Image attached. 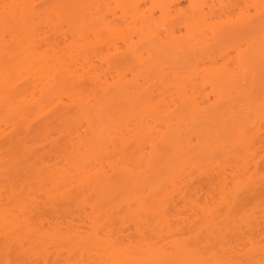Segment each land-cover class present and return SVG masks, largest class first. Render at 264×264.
Returning a JSON list of instances; mask_svg holds the SVG:
<instances>
[{"label": "bare ground", "instance_id": "bare-ground-1", "mask_svg": "<svg viewBox=\"0 0 264 264\" xmlns=\"http://www.w3.org/2000/svg\"><path fill=\"white\" fill-rule=\"evenodd\" d=\"M4 3L0 264H261L264 0Z\"/></svg>", "mask_w": 264, "mask_h": 264}, {"label": "snow or ice", "instance_id": "snow-or-ice-1", "mask_svg": "<svg viewBox=\"0 0 264 264\" xmlns=\"http://www.w3.org/2000/svg\"><path fill=\"white\" fill-rule=\"evenodd\" d=\"M21 7L23 6L9 3L0 5V22L3 23L6 30L11 25L12 20L19 15V9ZM261 249L264 250V239L261 240ZM218 264H245V262L220 261ZM247 264H252V262L249 261ZM261 264H264V261H262Z\"/></svg>", "mask_w": 264, "mask_h": 264}, {"label": "rangeland", "instance_id": "rangeland-1", "mask_svg": "<svg viewBox=\"0 0 264 264\" xmlns=\"http://www.w3.org/2000/svg\"><path fill=\"white\" fill-rule=\"evenodd\" d=\"M240 12V10L238 9L237 10V13H239ZM158 17L160 16L159 14L157 15ZM243 37V35L239 38V39H241ZM241 41H243V40H241ZM264 131V130H263ZM262 135H264V132H263V134ZM263 155L264 154H262L261 156L263 157ZM261 157V159H258V160H256V161H258L260 164L258 165V169L260 168V170H259V172L261 173V174H263L264 173V158H262ZM202 180L203 179H201V178H199V181H201V184L203 183L202 182ZM197 183V185H199V182H196ZM206 184V183H205ZM203 195V194H202ZM202 195L200 196L201 198H202ZM263 200H264V187L260 190V191H258L256 194H255V197H253V201H252V203L250 204V205H254L255 207L257 206V205H259V203H261L260 201H262L263 202ZM253 206V207H254ZM249 210V209H248ZM173 211V210H172ZM259 211L260 210H258V213H259ZM249 212H250V210H249ZM251 213V212H250ZM249 213V214H250ZM261 214V213H260ZM191 215V214H190ZM189 215V216H190ZM187 216H188V213H187ZM257 216H259V215H257ZM191 217V216H190ZM260 217V216H259ZM264 227V226H263ZM263 230V229H262Z\"/></svg>", "mask_w": 264, "mask_h": 264}]
</instances>
